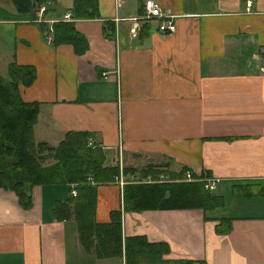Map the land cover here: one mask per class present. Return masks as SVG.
I'll return each instance as SVG.
<instances>
[{"label": "crops", "instance_id": "1", "mask_svg": "<svg viewBox=\"0 0 264 264\" xmlns=\"http://www.w3.org/2000/svg\"><path fill=\"white\" fill-rule=\"evenodd\" d=\"M158 1L176 14L175 31L141 17L144 0H97L98 16L78 18L74 0H49L40 20L38 8L0 0V74L10 78L13 62L35 68L20 93L39 102L38 141L58 146L68 132H87L105 164L120 166L123 184L121 174L97 183L96 221L120 210L123 239L165 244V264H264V0ZM57 20L74 22L84 51L55 40ZM183 169L203 183L214 177L208 190L221 204L126 207L127 183L181 181L184 172L172 175ZM77 184H35L26 203L0 186V264H127L125 251L88 250L74 215L56 216Z\"/></svg>", "mask_w": 264, "mask_h": 264}, {"label": "trees", "instance_id": "2", "mask_svg": "<svg viewBox=\"0 0 264 264\" xmlns=\"http://www.w3.org/2000/svg\"><path fill=\"white\" fill-rule=\"evenodd\" d=\"M47 1L13 0L20 12L36 10ZM70 10L75 18L99 15L97 0H74ZM53 26L56 41L72 42L79 52L86 49L87 38L76 30L72 20H57ZM9 74L10 78L0 74V186L17 191L24 203L28 199L26 190L35 184L77 182L80 194L57 202L55 214L61 218L76 217L80 239L88 250H94L101 257L122 256L125 251L127 264H165L161 258L167 250L165 244L150 242L142 235L123 239L120 210L111 212L110 221L95 220L97 183L115 179L120 174V166L105 164V150L91 146L87 132H68L58 146H51L45 141L34 144L39 102L25 100L20 93V84L28 85L34 80L35 68L13 62L9 66ZM30 144L36 145L37 156L28 149ZM49 156L57 158V161L52 165H43L41 160ZM184 170L172 176H181ZM150 171L155 170L146 169L143 174L146 176ZM89 177H93L95 183ZM262 191L264 188L258 192ZM124 199L126 207L136 209L194 206L211 209L222 202L221 196L206 189L204 183L198 180L159 182L140 179L125 185ZM182 262L206 264L199 259Z\"/></svg>", "mask_w": 264, "mask_h": 264}, {"label": "built area", "instance_id": "3", "mask_svg": "<svg viewBox=\"0 0 264 264\" xmlns=\"http://www.w3.org/2000/svg\"><path fill=\"white\" fill-rule=\"evenodd\" d=\"M251 4V1L248 0V5ZM47 9L46 4H41L38 6L37 10V20H40V17H42L44 11ZM72 17L71 12H67L64 15L65 19H70ZM141 17H144L146 19H154L158 21L159 29L163 32H172L175 31L177 28L176 23V14H174L170 9H167L162 6V4L158 0H144V13ZM264 51V47H263ZM260 69L264 72V62L261 64ZM184 176L180 179L183 180H192L194 179L193 174L190 169H186L184 171ZM122 173L120 176V182L121 184L124 183V179L122 177ZM163 175H161V179ZM89 179H92L89 177ZM151 180V179H150ZM204 186L207 189L214 190L216 187V179L214 177H208L204 179ZM72 194L76 195L77 190L74 188L72 189Z\"/></svg>", "mask_w": 264, "mask_h": 264}, {"label": "rangeland", "instance_id": "4", "mask_svg": "<svg viewBox=\"0 0 264 264\" xmlns=\"http://www.w3.org/2000/svg\"><path fill=\"white\" fill-rule=\"evenodd\" d=\"M38 10V9H37ZM34 136V135H33ZM38 140L36 139V137H33V142H34V144L37 142ZM32 145V144H30V146H28V149L30 150L31 149V151L37 156L38 154H37V151H36V145ZM34 146V147H33ZM57 161V158H55V157H47L45 160H41V162H42V164L43 165H45V166H47V165H52L53 163H55ZM120 174H121V171H120ZM143 177H145V176H143ZM131 178H133V179H137V178H142L141 177V175H136V176H133V177H131ZM154 178V177H153ZM74 189V188H73ZM77 190V189H76Z\"/></svg>", "mask_w": 264, "mask_h": 264}]
</instances>
